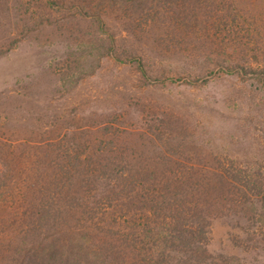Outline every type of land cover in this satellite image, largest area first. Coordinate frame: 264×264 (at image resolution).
<instances>
[{
    "label": "rangeland",
    "instance_id": "374dc122",
    "mask_svg": "<svg viewBox=\"0 0 264 264\" xmlns=\"http://www.w3.org/2000/svg\"><path fill=\"white\" fill-rule=\"evenodd\" d=\"M22 3L48 20L0 56V136L53 144L60 155L74 148L87 153L119 133L115 139L126 162L139 156L156 162L168 154L164 161L183 166L217 168L220 162L227 170L233 165L264 173V87L229 73L237 66L264 69V0H167L165 7L158 0H134L129 11L115 8L104 19L113 30L114 51H134L148 78L159 80L148 85L136 65L104 55L110 42L84 9ZM8 7L10 13L0 16V45L22 31L16 23L27 15ZM78 74L83 78L74 84ZM159 129L167 131L161 140ZM105 145L100 148L112 147ZM110 197L114 204L120 198ZM127 210L104 217L107 228L128 226ZM222 212L228 210L217 213L213 205L207 216V252L233 259L231 264H264V225L235 216L233 209ZM20 229L0 238V264H10L11 253L30 246ZM66 237L67 232L57 240Z\"/></svg>",
    "mask_w": 264,
    "mask_h": 264
},
{
    "label": "trees",
    "instance_id": "16d2710c",
    "mask_svg": "<svg viewBox=\"0 0 264 264\" xmlns=\"http://www.w3.org/2000/svg\"><path fill=\"white\" fill-rule=\"evenodd\" d=\"M24 1L0 0V16L2 12L10 13V3L11 8L18 6L17 10L27 13L16 23L22 31L10 36L8 44L0 45V56L9 53L28 32L45 27L47 14L39 16L33 8L26 9ZM40 1L61 11L84 9L110 42L104 55L121 64L136 65L146 85L159 81L148 78L145 66L134 51L123 56L114 51L113 30L104 21L117 12L115 8L129 11L134 0ZM158 2L165 7L167 0ZM92 6L94 13H91ZM1 23L0 20V27ZM236 72L264 87V69L237 66L229 73ZM82 78L78 74L71 81L76 84ZM176 81L180 80H171ZM96 131L100 130L89 133ZM166 134V130L159 129L156 137L161 140ZM118 136L116 133L107 144L97 141L87 153L74 148L60 155L52 148L53 144L47 146L33 140L15 142L0 136V238H10L8 230L21 227L23 243L31 239L29 247L11 253L10 264L233 263V259L215 258L207 252V216L216 205L217 213L221 208L227 209L228 212H222L227 214L233 209L235 216L244 215L248 221L264 225V173H246L233 165L227 170L220 162L217 168L183 166L177 161H164L168 154L158 155L161 160L156 162L145 156L131 160L128 157L131 163L126 162L125 151L115 139ZM104 145L112 147L100 148ZM54 157L58 161L52 160ZM94 191L100 195L93 197ZM215 194L214 204L210 198ZM110 195L120 197L116 204ZM202 196L208 202L199 199ZM119 208L130 209L125 213L129 216L128 226L123 222L112 223L115 228L108 229L104 217L115 216L114 210ZM65 232L67 237L57 240ZM261 234L264 236V232Z\"/></svg>",
    "mask_w": 264,
    "mask_h": 264
}]
</instances>
